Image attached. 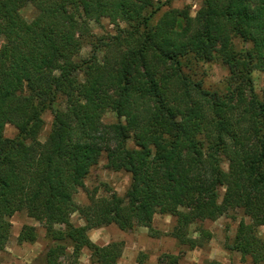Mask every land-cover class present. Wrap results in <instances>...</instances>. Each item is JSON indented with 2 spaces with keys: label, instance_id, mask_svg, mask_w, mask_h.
Masks as SVG:
<instances>
[{
  "label": "trees",
  "instance_id": "16d2710c",
  "mask_svg": "<svg viewBox=\"0 0 264 264\" xmlns=\"http://www.w3.org/2000/svg\"><path fill=\"white\" fill-rule=\"evenodd\" d=\"M170 1L0 0V254L23 211L44 229L38 264H80L84 249L90 264H117L123 241L99 245L88 232L113 224L159 235L152 221L161 214L173 218L165 235L180 253L158 262L179 264L212 238L203 221L240 210L248 221L226 249L264 264V89L258 96L251 75L264 73V0H203L194 16L168 7L157 17ZM27 5L30 21L20 13ZM103 19L114 34L92 31ZM215 62L227 74L208 87ZM46 111L52 121L40 141ZM107 112L114 121H103ZM102 159L129 175L126 192L94 189L80 205L75 195ZM36 238L23 225L17 242ZM146 258L140 252L137 264Z\"/></svg>",
  "mask_w": 264,
  "mask_h": 264
},
{
  "label": "rangeland",
  "instance_id": "374dc122",
  "mask_svg": "<svg viewBox=\"0 0 264 264\" xmlns=\"http://www.w3.org/2000/svg\"><path fill=\"white\" fill-rule=\"evenodd\" d=\"M203 0H171L169 4H165L157 17L168 7L184 8L188 7L191 16L201 6ZM165 3V0H160ZM22 17L30 21L35 11L32 6L27 5L20 10ZM92 31L96 35L114 34V26L108 20L103 19L100 24L91 23ZM90 53V47L85 45L80 54V58H85ZM204 81L206 86L214 87L219 85L227 74L226 67L221 63L215 62L207 65ZM255 91L261 96L264 89V73L253 70L252 73ZM44 127L39 135L40 141H44L50 129L52 115L49 111L44 112ZM115 117L111 112L103 115V121L108 123L114 121ZM16 133V129L7 124L4 127V135L12 138ZM105 160L102 159L95 167H93L85 179V188L75 195V200L80 205L87 203V191H96L97 194H104L107 190H113L118 195L123 196L129 185V175L123 171H112L105 167ZM223 190H220L222 195ZM244 217L240 210L230 211L228 214L217 218L214 221L206 220L201 225L212 233V238L201 248L185 250L179 261V264H205L206 261H217L224 264H248L243 262L237 252H230L226 249V243L231 238L238 225L240 219ZM71 220L75 225H82L83 220L77 213L72 214ZM10 238L0 254L1 264H38L42 261V255L46 248V240L44 239V229L32 218L28 217L25 212L15 213L11 219ZM173 218L169 215L156 214L153 217L152 228L159 233H150L145 227H139L135 231L124 232L119 230L115 225L92 229L88 232L90 239L99 244L104 245L110 241L120 240L124 243L122 256L117 264H137V257L140 252L147 255L144 264H159L158 257L162 253L179 254L180 248L174 238L165 235L171 229ZM23 225L34 226L37 234L36 241L33 243H18L17 236ZM199 223L190 226V235L196 236V228ZM257 233L264 239V226L257 228ZM157 235V236H156ZM80 264H90L89 251L84 249L80 256Z\"/></svg>",
  "mask_w": 264,
  "mask_h": 264
}]
</instances>
